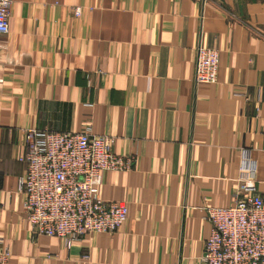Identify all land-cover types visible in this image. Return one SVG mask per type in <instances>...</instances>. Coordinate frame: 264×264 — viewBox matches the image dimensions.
I'll use <instances>...</instances> for the list:
<instances>
[{
    "label": "crops",
    "instance_id": "0c3cea01",
    "mask_svg": "<svg viewBox=\"0 0 264 264\" xmlns=\"http://www.w3.org/2000/svg\"><path fill=\"white\" fill-rule=\"evenodd\" d=\"M9 24L0 239L10 264H201L207 210L233 206L248 179L264 198V0H13ZM199 46L220 53L216 84L195 81ZM29 129L113 138L132 165L105 172L101 196L125 202L127 222L71 248L33 237L19 192Z\"/></svg>",
    "mask_w": 264,
    "mask_h": 264
},
{
    "label": "built area",
    "instance_id": "2783aa9c",
    "mask_svg": "<svg viewBox=\"0 0 264 264\" xmlns=\"http://www.w3.org/2000/svg\"><path fill=\"white\" fill-rule=\"evenodd\" d=\"M12 5L13 0H0V37L9 33ZM219 70V51L199 46L196 83L216 84ZM25 143L20 162L26 171L19 192L25 196V219L33 237L59 238L71 248L86 235L112 233L127 222V204L101 196L104 173L127 171L132 165L131 158L114 153L113 138L94 135L90 129L79 133L29 129ZM244 161L249 157L244 155ZM240 191L242 197L233 206L207 210L212 231L201 264H264V198L255 194L253 179L242 181ZM10 259V249L0 239V264H10Z\"/></svg>",
    "mask_w": 264,
    "mask_h": 264
}]
</instances>
